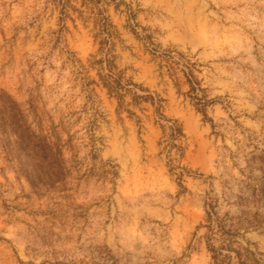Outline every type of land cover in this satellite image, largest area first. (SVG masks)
Listing matches in <instances>:
<instances>
[{
    "label": "rangeland",
    "instance_id": "obj_1",
    "mask_svg": "<svg viewBox=\"0 0 264 264\" xmlns=\"http://www.w3.org/2000/svg\"><path fill=\"white\" fill-rule=\"evenodd\" d=\"M0 264H264V0H0Z\"/></svg>",
    "mask_w": 264,
    "mask_h": 264
},
{
    "label": "trees",
    "instance_id": "obj_2",
    "mask_svg": "<svg viewBox=\"0 0 264 264\" xmlns=\"http://www.w3.org/2000/svg\"><path fill=\"white\" fill-rule=\"evenodd\" d=\"M163 57L168 60V61H166L167 63H169V60L172 59L170 54H165ZM158 58H161V57H158ZM108 62H109V69H108L109 73L105 76L108 79L106 80L105 78H103V81H104L105 87L109 90L110 94H116V97H118V99L121 101V99H122V95L120 94L121 90L124 89V90L128 91V88L123 87V85H122V81H123L122 75H119L118 77L114 76L115 75V73H114L115 67L112 65V61L111 62L108 61ZM171 64H173V63H171ZM191 65H192V68H189L188 73H185V74H186V77L188 79V83L191 86L190 93H195V92H197V91H199L201 89L195 87V83H196V85H199V83H198V81L196 80V78L194 76V70H193V66L194 65L193 64H191ZM101 70H103V68ZM170 70H172V68ZM129 84L130 83H128V85ZM128 92H131V91L129 90ZM195 99L198 101L197 105L200 106V111L202 113H204L205 109H207V107L209 105V102L205 101L204 98L201 99V98L195 97ZM134 100L135 101L144 100L146 102L147 101L151 102L156 107V111H157L158 114L160 113V110L162 108L161 106H157L156 105L157 104L156 100L152 96L143 97V96H138L137 94H134Z\"/></svg>",
    "mask_w": 264,
    "mask_h": 264
}]
</instances>
